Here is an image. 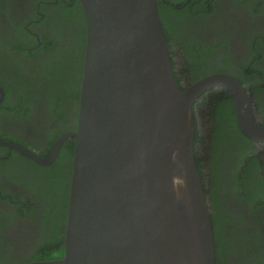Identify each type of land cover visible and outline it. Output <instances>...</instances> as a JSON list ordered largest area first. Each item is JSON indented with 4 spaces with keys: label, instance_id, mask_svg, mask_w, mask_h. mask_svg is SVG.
Listing matches in <instances>:
<instances>
[{
    "label": "water",
    "instance_id": "1",
    "mask_svg": "<svg viewBox=\"0 0 264 264\" xmlns=\"http://www.w3.org/2000/svg\"><path fill=\"white\" fill-rule=\"evenodd\" d=\"M79 2L86 39L76 129L45 157L0 140L40 165L75 141L63 256L32 264H216L192 106L224 87L240 129L264 142L251 98L226 73L179 88L156 0Z\"/></svg>",
    "mask_w": 264,
    "mask_h": 264
},
{
    "label": "flooded vegetation",
    "instance_id": "2",
    "mask_svg": "<svg viewBox=\"0 0 264 264\" xmlns=\"http://www.w3.org/2000/svg\"><path fill=\"white\" fill-rule=\"evenodd\" d=\"M207 1L202 0L203 8L195 5L197 10L180 18L178 24H171L177 27L175 31L172 28L176 39L169 50L175 77L184 89L193 83L190 77L196 75V69H203L205 75L201 77L213 73L233 76L251 98L255 121L264 125V0ZM71 3L70 0H0V88L3 91L2 85H7L9 103L15 100V90L21 93V81L34 80L37 63L46 55L42 49L29 57L21 53V45L36 41L37 46H42L47 38L62 47L63 37L52 33V13L55 7ZM0 97L1 104L4 91ZM223 97L232 98L230 91L214 87L193 103L195 158L205 188L217 192L220 206L216 216L224 222L225 236L240 254L230 256L228 264H264V142L247 135L248 140L229 125V116L217 104ZM31 106L34 112L26 116L10 115L6 108L0 111V140L21 144L45 157L62 134L76 129V116L69 101L63 105L64 114L60 118L48 114L40 102ZM217 118L225 121L220 125L226 128L224 131L216 130ZM235 124L238 125L236 117ZM56 131L60 133L50 145ZM19 156L26 157L14 148L0 145V198H4L0 199V264L36 262L29 257L35 241L41 237L43 207L32 196L39 192L38 167L50 164L40 165L26 157L30 163ZM1 189L7 191L6 195ZM12 195L31 197L28 203L32 207L16 214L21 211V201L13 200ZM21 255L27 258L26 262H18Z\"/></svg>",
    "mask_w": 264,
    "mask_h": 264
},
{
    "label": "trees",
    "instance_id": "3",
    "mask_svg": "<svg viewBox=\"0 0 264 264\" xmlns=\"http://www.w3.org/2000/svg\"><path fill=\"white\" fill-rule=\"evenodd\" d=\"M71 5L61 4L55 7L53 15V32L56 36L63 37L64 44L62 47H58L54 40L44 39L42 46H37L36 41L26 45H21V53L32 57L35 51L44 49L46 55L44 58L39 59L37 63V70L33 81L31 79L27 83L21 81V93L19 91L14 92L15 100L13 103L7 101L10 93L8 92L7 85L3 84L2 88L5 92V98L0 104V111L6 108V112L10 115L21 113L22 116H26L29 112H34L32 104H44V108L48 110V114L57 116L60 118L64 112L61 111L66 101L72 103L71 109H73L76 122L78 117V101L80 82L83 69V57L85 49L86 39V23L83 14L82 7L79 0H70ZM157 8L160 15L161 24L163 27L164 35L168 44V52L174 47L175 39L172 36L171 24H178V20L183 16L188 17L195 12L197 6L203 8L202 0H156ZM206 3L208 2L207 0ZM202 4V5H201ZM191 7V8H190ZM192 9V10H191ZM203 12V11H202ZM210 11H204L208 14ZM177 27L173 29L175 31ZM41 53V52H40ZM171 67L172 58L169 53ZM203 69H196V75L190 77L191 82L196 81L204 74ZM186 71L183 70L182 74ZM200 73V74H198ZM174 78L180 89H183L180 81ZM199 75V76H197ZM205 75V74H204ZM216 98H213V100ZM44 100V101H42ZM219 107H222L224 112L229 116L228 122L233 129L250 140L249 137L241 131L240 127L235 124L234 117V105L232 98L223 97L217 101ZM217 106V108H218ZM193 109V106H192ZM41 113V112H40ZM225 121L223 119L216 120L217 129L224 131V127L220 126ZM238 126V127H237ZM76 123L74 125V129ZM236 127V128H235ZM60 131H56L52 136L50 145ZM196 131L194 128L193 146ZM75 141L73 137L65 140V146L61 148L55 161L48 166H36L39 170V192L32 198L39 199L43 209L41 210V237L35 241L34 249L29 257L30 261H42L60 258L64 253V232L66 225L67 204L69 184L72 173V158L74 152ZM194 148V147H193ZM194 151V150H193ZM41 155H44L40 153ZM25 161L31 163V160L24 156H19ZM195 157V152H194ZM196 161V158H195ZM197 165V161H196ZM199 171V167L197 165ZM200 173V171H199ZM201 176V174H200ZM202 179V177H201ZM243 179L241 178L240 182ZM239 182V183H240ZM204 192L208 196V206L210 211L214 241H215V259L217 264H228V258L232 255H240L228 242L225 231L224 222L217 218V209L220 206L217 203V192L212 188L207 190L203 184ZM3 189L1 193L6 195ZM8 194V193H7ZM15 201H21V211H16V214L23 213L26 208H31L32 205L28 202L30 198L14 197ZM9 197L5 199L10 200ZM1 200L4 198H0ZM20 209V208H19ZM2 225L0 224V228ZM21 255L18 262H26L27 258ZM7 262V261H5Z\"/></svg>",
    "mask_w": 264,
    "mask_h": 264
}]
</instances>
